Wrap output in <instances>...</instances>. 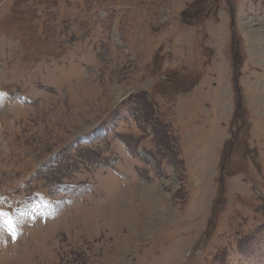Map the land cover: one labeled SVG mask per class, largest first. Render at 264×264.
<instances>
[{
    "label": "rangeland",
    "instance_id": "374dc122",
    "mask_svg": "<svg viewBox=\"0 0 264 264\" xmlns=\"http://www.w3.org/2000/svg\"><path fill=\"white\" fill-rule=\"evenodd\" d=\"M0 90V264H264V0H0Z\"/></svg>",
    "mask_w": 264,
    "mask_h": 264
},
{
    "label": "snow or ice",
    "instance_id": "6c2138e0",
    "mask_svg": "<svg viewBox=\"0 0 264 264\" xmlns=\"http://www.w3.org/2000/svg\"><path fill=\"white\" fill-rule=\"evenodd\" d=\"M3 215H4V213L3 212H0V216H3ZM9 223L11 224V221H9Z\"/></svg>",
    "mask_w": 264,
    "mask_h": 264
}]
</instances>
